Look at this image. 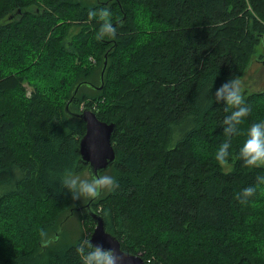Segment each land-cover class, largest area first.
<instances>
[{
	"label": "trees",
	"instance_id": "1",
	"mask_svg": "<svg viewBox=\"0 0 264 264\" xmlns=\"http://www.w3.org/2000/svg\"><path fill=\"white\" fill-rule=\"evenodd\" d=\"M105 7L117 36L98 40L87 15ZM263 40L264 0H0V264H80L94 221L60 184L87 170L84 123L64 111L77 83L68 110L115 124V159L99 174L119 188L88 205L122 250L144 264H264V185L235 199L264 167L237 159L243 136L228 169L217 163L229 113L204 102L263 68L250 67L263 65ZM243 95L242 131L264 121V86Z\"/></svg>",
	"mask_w": 264,
	"mask_h": 264
},
{
	"label": "clouds",
	"instance_id": "2",
	"mask_svg": "<svg viewBox=\"0 0 264 264\" xmlns=\"http://www.w3.org/2000/svg\"><path fill=\"white\" fill-rule=\"evenodd\" d=\"M93 20L97 22L99 28L96 38L102 40L105 37L114 39L117 36V28L112 21V12L108 8L90 10L87 15L86 23ZM212 89V88H211ZM210 98L204 102L217 103L223 101L224 111L229 113L222 120L223 134L226 139L216 150L214 159L218 164L224 165L230 158L232 148V138L243 136L244 140L240 144L237 159L241 160L243 166L249 169L264 167V121L251 123L244 131L240 125L244 123L251 109L245 102L241 80L235 76L222 85L214 93L211 92ZM89 151L95 154V145L90 143ZM89 178H81L71 170H65L60 177L62 188L68 190L73 201H91L97 199L104 192H115L119 184L115 177L108 174L88 173ZM264 185V176H257L256 183L243 188L235 194V199L241 204L246 205L253 198L258 188ZM104 217L109 216V212L100 209ZM41 236L45 235L41 230ZM76 254L80 259V264H124V257L115 248H105L101 244H93L90 237H85L77 245Z\"/></svg>",
	"mask_w": 264,
	"mask_h": 264
},
{
	"label": "water",
	"instance_id": "3",
	"mask_svg": "<svg viewBox=\"0 0 264 264\" xmlns=\"http://www.w3.org/2000/svg\"><path fill=\"white\" fill-rule=\"evenodd\" d=\"M106 65V55L103 54L99 85L95 88L100 89L102 86V75ZM79 83L72 88L71 95L64 105V111L71 117L81 120L84 123V131L77 142L78 160L86 165L87 172L91 170L93 173H100L107 169L115 159V153L110 143V136L114 131L115 124L112 122H104L98 120L94 113L87 108L77 112L68 110V104L74 96ZM95 145V154L89 151V145ZM92 201V200H91ZM85 204V208L89 216L93 219L94 225L88 235L93 244H101L105 248H115L118 253L124 257V264H144L141 256L137 254L128 253L121 249L119 241L105 230L102 218L89 209V202Z\"/></svg>",
	"mask_w": 264,
	"mask_h": 264
},
{
	"label": "rangeland",
	"instance_id": "4",
	"mask_svg": "<svg viewBox=\"0 0 264 264\" xmlns=\"http://www.w3.org/2000/svg\"><path fill=\"white\" fill-rule=\"evenodd\" d=\"M259 54H260V48L257 47V51H256L255 56H257ZM262 64L263 65H261V63L257 62V64L250 66L251 70L252 69L256 70V69L260 68L261 66H263V68L261 70H256L253 73V75L246 74L243 77V80L245 81V83H244V81H241L243 89L248 90V89H254V88L264 86V61ZM250 67H249V69H250ZM28 89L29 88L27 87V90ZM223 169L227 170L228 165L224 164ZM76 175H79L81 178H87L88 172H87V170H84L81 173H78ZM76 227H77L76 221H75V218H73L72 220H70L69 224L66 226V231L67 232H76Z\"/></svg>",
	"mask_w": 264,
	"mask_h": 264
}]
</instances>
